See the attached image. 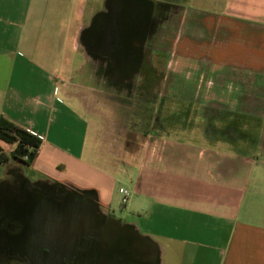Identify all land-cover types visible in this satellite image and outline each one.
<instances>
[{
    "label": "crops",
    "instance_id": "1",
    "mask_svg": "<svg viewBox=\"0 0 264 264\" xmlns=\"http://www.w3.org/2000/svg\"><path fill=\"white\" fill-rule=\"evenodd\" d=\"M106 1L0 0V118L41 140L31 165L0 164V215L16 209L17 189L112 256L131 247L127 236L146 247V264H264V0L168 7L166 98L200 116L173 114L172 134L151 132L132 157L106 142L111 99L82 41ZM161 32L147 58L156 75ZM15 147L0 140L7 155Z\"/></svg>",
    "mask_w": 264,
    "mask_h": 264
},
{
    "label": "rangeland",
    "instance_id": "2",
    "mask_svg": "<svg viewBox=\"0 0 264 264\" xmlns=\"http://www.w3.org/2000/svg\"><path fill=\"white\" fill-rule=\"evenodd\" d=\"M178 3H182V0H107L104 9L97 12V16H100L99 13L102 12L100 18H109L121 25V42L109 54L105 50H101L104 49L101 48V45L97 46L100 42H96L95 46L93 45L94 43L91 39L92 30L96 33L100 28L97 22L94 26L85 28L82 34V41L86 45V52L89 55L87 65L92 70L91 75L93 76V73L99 75L100 84L104 85V82L106 83L109 80L106 71L108 69L109 72L116 71L115 73L118 74L120 80L127 74L132 77L136 73V68L140 66L141 56L144 54L145 48H149L151 44L147 31L152 12L157 13L158 17H154L155 27L158 25L157 28L159 29L160 27V31L162 29L163 39L160 41L159 53L162 54L161 63L162 65L164 64V70H160L161 72H158V75L154 73L152 82L157 83V94L152 93V98H143L139 101L137 96H135L136 88L130 91L129 89L112 88L110 91L108 90L109 94L106 95L111 99L105 109L109 120L106 130L110 134L109 136L106 135V142L113 144V152L120 157H132L135 146L145 141V138L151 132L172 134L170 130L173 124V114L179 115L180 118L184 117V115H190L193 118L200 116L199 111L201 109L197 105L171 103L166 98L167 72L165 65L167 51L170 49L168 38L171 34L169 36L166 28H163L166 27V23L160 17L167 15L168 7L170 9V6ZM126 15L128 17H125ZM152 47L156 48V45H152ZM122 58L123 63L120 69L107 67V65L111 66L112 60L118 61V59L121 60ZM148 84H150V81L147 82V85L144 83L142 89H145L144 87L149 88ZM230 121L227 120V122ZM190 123L193 129L200 128L198 120H190ZM236 123H239L242 130L250 126V124L251 127L253 126L250 121H234V124ZM246 136L239 138H245ZM108 139L110 141H107ZM125 178H127L126 175H122L119 180L123 182ZM117 214L124 217L126 215L124 208L121 209L118 206Z\"/></svg>",
    "mask_w": 264,
    "mask_h": 264
},
{
    "label": "flooded vegetation",
    "instance_id": "3",
    "mask_svg": "<svg viewBox=\"0 0 264 264\" xmlns=\"http://www.w3.org/2000/svg\"><path fill=\"white\" fill-rule=\"evenodd\" d=\"M166 17L164 15L160 19L165 21ZM156 18L158 17L156 16ZM97 23L100 28L96 33L92 30L93 45L95 46L96 42H100L97 46L101 45V48H104L101 50H105L109 54L121 42V25L109 18H103ZM157 27H155L154 16L151 15L147 31L151 44L149 48H145L144 54L141 56L140 66L136 68V73L132 77L127 74L120 80L118 74L115 73L116 71L109 72V69L106 70L109 80L104 82V86L107 91L112 88L129 89V91L136 88L135 96L139 101L143 98H152V93L156 94L154 92L156 88L151 84L154 71H148L151 62H148L150 60L147 58H150V50H152V45L159 31ZM123 58L118 59V61L112 60L111 66L107 65V67L120 69ZM93 79L95 84L101 83L99 75L93 73ZM149 81L150 87L142 89V85L144 83L147 85ZM16 191H18L15 192L16 196L18 195L16 209L10 210L8 215H0V264H111L110 259H123V253L127 250L130 253V259L125 264H146L147 261L144 258L147 249L139 242L135 244L133 237L121 235L126 241H129L131 247L128 249L123 245L115 256H112L107 250L105 251V247L96 250L95 241L90 237L86 240H79L74 233L64 230V225L61 224V218L58 215H50L47 210L40 212L41 208L45 206V199H27V196L24 198L25 194L22 195L17 189ZM50 196H53L52 198L56 202L63 203V198L55 195ZM24 205H26V209ZM29 208H31V213L34 211L31 214L32 217H27L26 213Z\"/></svg>",
    "mask_w": 264,
    "mask_h": 264
},
{
    "label": "trees",
    "instance_id": "4",
    "mask_svg": "<svg viewBox=\"0 0 264 264\" xmlns=\"http://www.w3.org/2000/svg\"><path fill=\"white\" fill-rule=\"evenodd\" d=\"M0 140L16 144L14 151L9 155L0 149V164H6L13 159L31 165L41 146L40 139L3 117L0 118Z\"/></svg>",
    "mask_w": 264,
    "mask_h": 264
},
{
    "label": "built area",
    "instance_id": "5",
    "mask_svg": "<svg viewBox=\"0 0 264 264\" xmlns=\"http://www.w3.org/2000/svg\"><path fill=\"white\" fill-rule=\"evenodd\" d=\"M31 134L37 137L36 134H33V133H31ZM119 193L122 196V203L126 204L128 199H129V197H130V192L127 189H125V188H121V189H119Z\"/></svg>",
    "mask_w": 264,
    "mask_h": 264
},
{
    "label": "water",
    "instance_id": "6",
    "mask_svg": "<svg viewBox=\"0 0 264 264\" xmlns=\"http://www.w3.org/2000/svg\"><path fill=\"white\" fill-rule=\"evenodd\" d=\"M113 262H114L115 264H125L124 261H119V260H117V259H113Z\"/></svg>",
    "mask_w": 264,
    "mask_h": 264
}]
</instances>
